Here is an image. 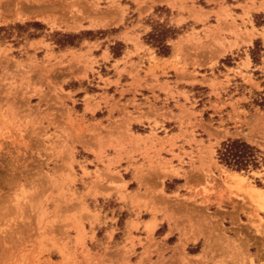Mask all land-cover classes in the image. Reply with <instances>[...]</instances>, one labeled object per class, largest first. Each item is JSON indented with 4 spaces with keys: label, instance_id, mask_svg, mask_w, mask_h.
<instances>
[{
    "label": "rangeland",
    "instance_id": "374dc122",
    "mask_svg": "<svg viewBox=\"0 0 264 264\" xmlns=\"http://www.w3.org/2000/svg\"><path fill=\"white\" fill-rule=\"evenodd\" d=\"M259 1L0 0V264H264Z\"/></svg>",
    "mask_w": 264,
    "mask_h": 264
},
{
    "label": "trees",
    "instance_id": "16d2710c",
    "mask_svg": "<svg viewBox=\"0 0 264 264\" xmlns=\"http://www.w3.org/2000/svg\"><path fill=\"white\" fill-rule=\"evenodd\" d=\"M37 26V23L32 24ZM176 31L173 28L158 24L153 31L148 34L150 44L157 50L158 55L168 56L170 47L167 40L173 39ZM65 39L58 41L61 47L72 46L73 42L69 38H77L73 35H64ZM254 55V52H251ZM254 61V57L252 56ZM259 151L241 139H232L222 142L216 150V158L220 165L227 167L236 172L257 169Z\"/></svg>",
    "mask_w": 264,
    "mask_h": 264
},
{
    "label": "crops",
    "instance_id": "0c3cea01",
    "mask_svg": "<svg viewBox=\"0 0 264 264\" xmlns=\"http://www.w3.org/2000/svg\"><path fill=\"white\" fill-rule=\"evenodd\" d=\"M262 1H264V0H260L259 2H262ZM142 57H144V58H147V56L146 55H143ZM172 58V57H171ZM171 58H164L165 60H171ZM146 66V65H145ZM168 81V80H167ZM168 82H170V83H173V81H168ZM146 83H147V85H152V84H154V81L153 80H151V79H148V77H147V81H146ZM159 83H162V81L159 79ZM155 88V87H154ZM155 92V91H154ZM171 128H173V127H171ZM172 135H173V133H171ZM229 237H231V239L234 241V242H237L238 241V237H233V236H229ZM199 239V238H198ZM191 243H193V244H195L196 242H191ZM190 244V243H189ZM250 252V251H249Z\"/></svg>",
    "mask_w": 264,
    "mask_h": 264
},
{
    "label": "bare ground",
    "instance_id": "6f19581e",
    "mask_svg": "<svg viewBox=\"0 0 264 264\" xmlns=\"http://www.w3.org/2000/svg\"><path fill=\"white\" fill-rule=\"evenodd\" d=\"M252 190H254V191L257 192V193L260 192L259 189H252ZM254 195H258V194L255 193ZM259 197H260V196H259ZM261 199H262V198H261Z\"/></svg>",
    "mask_w": 264,
    "mask_h": 264
}]
</instances>
